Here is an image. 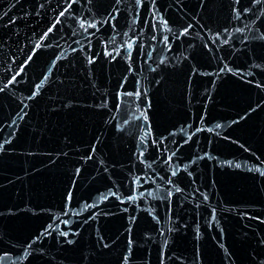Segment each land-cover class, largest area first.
<instances>
[{
	"label": "water",
	"instance_id": "obj_1",
	"mask_svg": "<svg viewBox=\"0 0 264 264\" xmlns=\"http://www.w3.org/2000/svg\"><path fill=\"white\" fill-rule=\"evenodd\" d=\"M0 264H264V0H0Z\"/></svg>",
	"mask_w": 264,
	"mask_h": 264
}]
</instances>
